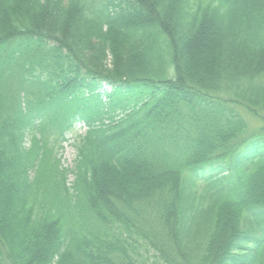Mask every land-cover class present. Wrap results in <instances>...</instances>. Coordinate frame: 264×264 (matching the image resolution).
<instances>
[{
    "label": "trees",
    "instance_id": "16d2710c",
    "mask_svg": "<svg viewBox=\"0 0 264 264\" xmlns=\"http://www.w3.org/2000/svg\"><path fill=\"white\" fill-rule=\"evenodd\" d=\"M241 111L264 114V0H0V264H264Z\"/></svg>",
    "mask_w": 264,
    "mask_h": 264
},
{
    "label": "rangeland",
    "instance_id": "374dc122",
    "mask_svg": "<svg viewBox=\"0 0 264 264\" xmlns=\"http://www.w3.org/2000/svg\"><path fill=\"white\" fill-rule=\"evenodd\" d=\"M241 115H244L251 127L256 126L259 128L260 126L264 125V114L261 115L262 120H254L243 111H241ZM84 132L85 131L82 128L75 127L73 132L66 136V141L61 145L62 149L58 151V158L60 159V164L63 168H72L76 159V144L78 143V137L84 135ZM28 145L29 141L27 140L25 146ZM72 180V176L68 175L67 184H70Z\"/></svg>",
    "mask_w": 264,
    "mask_h": 264
}]
</instances>
